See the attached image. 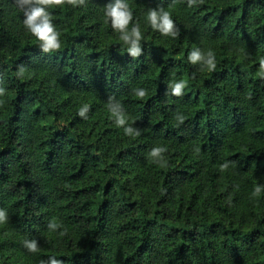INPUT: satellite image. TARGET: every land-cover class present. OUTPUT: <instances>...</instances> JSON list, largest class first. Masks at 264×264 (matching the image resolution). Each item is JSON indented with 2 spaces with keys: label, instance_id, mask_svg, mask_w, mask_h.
I'll return each mask as SVG.
<instances>
[{
  "label": "trees",
  "instance_id": "trees-1",
  "mask_svg": "<svg viewBox=\"0 0 264 264\" xmlns=\"http://www.w3.org/2000/svg\"><path fill=\"white\" fill-rule=\"evenodd\" d=\"M112 2L48 6L60 48L44 53L0 0V264H264V0H124L138 58ZM160 7L177 36L152 28Z\"/></svg>",
  "mask_w": 264,
  "mask_h": 264
},
{
  "label": "clouds",
  "instance_id": "clouds-1",
  "mask_svg": "<svg viewBox=\"0 0 264 264\" xmlns=\"http://www.w3.org/2000/svg\"><path fill=\"white\" fill-rule=\"evenodd\" d=\"M66 2L72 6L84 5L85 0H66ZM196 0H188V4L191 7ZM65 0H18V6L24 14L25 27L40 41V48L44 53H50L60 48L59 33L56 30L55 25L52 22V16L47 11L48 6L52 4L61 5ZM106 16L111 20L112 28L119 32L120 39L128 45V55L133 58H138L142 54V47L140 41L142 40V34L138 24H133V13L130 10L128 4L124 0H114V2L107 4ZM153 29L159 31L162 35L175 37L179 34L176 25L171 18L168 11L163 7L159 8V11L151 9L147 16ZM129 25L132 27L129 30ZM189 61L192 64H196L201 61H205L209 70H214V56L211 51L208 52L207 58L203 57L199 52L193 51L188 56ZM260 68L264 71V59L260 61ZM186 87L183 81L176 83L173 88V95L180 97L183 95L184 88ZM4 94V90L0 89V95ZM134 94L143 99L147 91L146 89H135ZM108 109L112 116L116 120L117 127H123L126 135L132 133L130 127H125L127 120L120 105H108ZM88 110V106H84L80 109L79 115L85 116ZM184 121V117H180V122ZM138 134V133H137ZM167 149L163 147H155L149 153L151 158H154L158 163L163 160L162 153ZM262 189L256 186L253 191V195H259ZM6 222V212L0 210V223ZM60 225L55 220L48 224V228L51 231H55ZM25 246L31 252L38 251L36 241L25 242ZM41 264H44L42 261ZM51 264H63L62 260L52 259Z\"/></svg>",
  "mask_w": 264,
  "mask_h": 264
}]
</instances>
